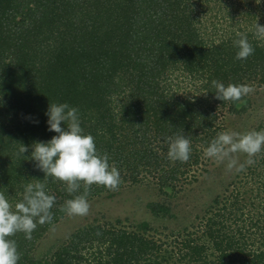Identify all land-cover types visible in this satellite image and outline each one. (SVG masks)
I'll list each match as a JSON object with an SVG mask.
<instances>
[{
    "label": "trees",
    "instance_id": "16d2710c",
    "mask_svg": "<svg viewBox=\"0 0 264 264\" xmlns=\"http://www.w3.org/2000/svg\"><path fill=\"white\" fill-rule=\"evenodd\" d=\"M256 22L264 25V0H0V191L14 204L23 184L40 179L56 197L51 222L31 239L12 237L19 264H264V198L242 202L240 191L165 238L147 224L96 222L39 258V242L67 215L65 201L84 188L69 194L30 158L34 142L57 135L48 130L50 103L67 102L120 170L119 186L154 178L162 197L150 204L153 213L176 219L182 176L206 163L201 149L223 131L218 109L234 111L248 98L223 102L211 81L264 84ZM237 32L255 48L246 60L235 59ZM176 134L191 140L187 162L168 158L167 138ZM257 166L264 168L263 152ZM252 172L264 184V171ZM107 189L94 184L87 199Z\"/></svg>",
    "mask_w": 264,
    "mask_h": 264
},
{
    "label": "clouds",
    "instance_id": "9594fccd",
    "mask_svg": "<svg viewBox=\"0 0 264 264\" xmlns=\"http://www.w3.org/2000/svg\"><path fill=\"white\" fill-rule=\"evenodd\" d=\"M236 36L233 41L237 49L235 59L246 60L254 54L255 48L247 34L237 32ZM254 36L264 40V25L256 22ZM211 86L215 89L216 98L223 102H238L254 91L247 84L225 85L218 80H212ZM45 114L48 130L57 135L47 141L34 142L30 158L45 173V180L53 177L65 182L69 194L79 192L83 182L84 192L66 200L62 211L70 216L87 215L90 210L87 196L91 186L103 185L116 190L121 183V172L109 163L107 153L98 150L94 136L84 130L77 107L67 102H51ZM167 142L170 160L187 162L190 159L192 149L188 136L176 134L169 136ZM27 150V146L21 144L17 155L24 156ZM262 151L264 129L246 132L223 130L208 143L204 155L217 164H225L228 171L242 172L247 165L255 163L253 158ZM236 154H245L247 160L241 162ZM55 202V195L40 179L23 184L22 198L14 204L4 191H0V264H19L18 245L12 237L22 232L25 239H31L39 224L52 221Z\"/></svg>",
    "mask_w": 264,
    "mask_h": 264
},
{
    "label": "rangeland",
    "instance_id": "374dc122",
    "mask_svg": "<svg viewBox=\"0 0 264 264\" xmlns=\"http://www.w3.org/2000/svg\"><path fill=\"white\" fill-rule=\"evenodd\" d=\"M254 91L234 111L228 106H220L218 109L217 123L222 130L246 132L249 130L264 129V84L253 86ZM202 161L200 166H192L188 173L182 176L180 186L186 187L181 198L176 199V208L172 211L177 215L161 216L153 213L150 204L161 199V192L154 178H146L143 183L132 185L126 182L116 190L100 191L97 195L88 198L90 210L87 215H66L56 223L44 236L36 248V256L41 258L52 248L62 243H67L71 235L83 226L96 222L110 221L128 229L147 224L156 229V236L165 238L171 232V227L177 226L184 220L186 227L198 223V215L203 214L206 207L215 203V199L225 202L233 199L240 191V201L250 200V196L259 195L264 198V184L256 180L257 171H264L257 166V159L261 153L253 159L255 163L247 165L242 172L228 171L225 164H217L213 159L204 155L201 149ZM241 162L247 160L245 154H236ZM210 169V172L206 171ZM252 168V169H250ZM196 173L200 181L193 182V174ZM264 180V174L261 177ZM253 201L259 202L257 197ZM261 200V199H260ZM195 218V219H194ZM197 218V219H196ZM195 221V223H193ZM155 233V230L153 231Z\"/></svg>",
    "mask_w": 264,
    "mask_h": 264
}]
</instances>
